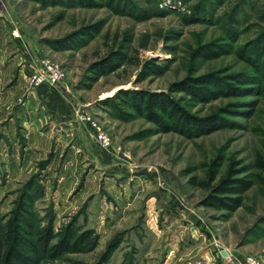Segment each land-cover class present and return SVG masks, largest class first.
Returning <instances> with one entry per match:
<instances>
[{
    "label": "rangeland",
    "instance_id": "1",
    "mask_svg": "<svg viewBox=\"0 0 264 264\" xmlns=\"http://www.w3.org/2000/svg\"><path fill=\"white\" fill-rule=\"evenodd\" d=\"M207 48L210 57L200 54ZM106 59L118 67L94 80ZM42 60L62 71L64 90L31 84ZM199 78L221 96L170 93ZM256 85L264 89V0H0V221L25 197L20 250L40 264H264ZM229 86L257 91L231 96ZM126 91L169 94L191 117L224 125L201 136L158 132L123 104ZM230 168H245L238 177L253 184L241 207L205 206ZM47 228L48 249L72 233L68 250L31 254Z\"/></svg>",
    "mask_w": 264,
    "mask_h": 264
},
{
    "label": "trees",
    "instance_id": "2",
    "mask_svg": "<svg viewBox=\"0 0 264 264\" xmlns=\"http://www.w3.org/2000/svg\"><path fill=\"white\" fill-rule=\"evenodd\" d=\"M257 46L259 47V44ZM207 49L200 54L209 57L213 55L212 51L209 48ZM117 67L109 59L104 60L94 67V80H98L101 76L113 72ZM239 77H234V80L241 82L245 86L256 84L253 79H243L240 81L238 80ZM210 82L212 81H204L203 78L192 81L186 80L179 84H173L170 87V93L183 92L199 103H207L219 98L222 94L221 91L216 92L214 89H211L209 87ZM256 86L259 88L258 85ZM259 89L264 91L263 87ZM229 90L231 96H254L257 91V89L252 88L239 90L231 86H229ZM121 94L125 95L123 104L128 105L133 111L144 115L150 122L157 125L159 127L158 132L168 133L175 131L189 136L194 134L201 136L222 128L224 125L214 118L197 120L191 117L169 94L143 91H126ZM113 108L116 107L113 106ZM245 170L243 168L241 171H234L230 168L211 188L210 194L205 198L203 204L215 210H225L228 212H234L239 209L242 205L243 196L253 185L251 180L238 177ZM216 176L217 172H213L210 180H216ZM24 199L25 197L19 201L17 209L12 213V218L5 222L0 221V264H40L39 259L35 255H26L20 250L21 246L25 244V240L21 236L22 229L19 223L23 218L22 214L28 212ZM39 234L37 244L30 246L31 254L39 252L52 255L55 250L59 253L65 252L68 250L69 242L74 237L68 231L66 237L57 246L48 249V244L54 239V236L49 228Z\"/></svg>",
    "mask_w": 264,
    "mask_h": 264
},
{
    "label": "built area",
    "instance_id": "3",
    "mask_svg": "<svg viewBox=\"0 0 264 264\" xmlns=\"http://www.w3.org/2000/svg\"><path fill=\"white\" fill-rule=\"evenodd\" d=\"M44 81H48L51 84L56 85L61 90H64L63 81L64 76L62 71L54 64L50 63L49 61L42 60L39 63L38 72L32 76L31 84L34 86H38L39 84L43 83ZM81 119H84L81 117ZM95 133H96V140L98 143L107 148L111 145L110 139L102 132L101 128L97 126L95 123H91ZM237 264H262L257 259L252 257H246L239 261Z\"/></svg>",
    "mask_w": 264,
    "mask_h": 264
},
{
    "label": "water",
    "instance_id": "4",
    "mask_svg": "<svg viewBox=\"0 0 264 264\" xmlns=\"http://www.w3.org/2000/svg\"><path fill=\"white\" fill-rule=\"evenodd\" d=\"M220 254H221L223 257L226 256V252H225L224 250H222V251L220 252Z\"/></svg>",
    "mask_w": 264,
    "mask_h": 264
}]
</instances>
